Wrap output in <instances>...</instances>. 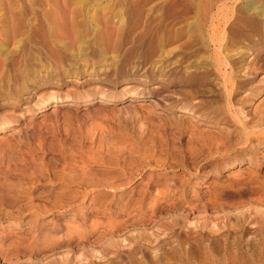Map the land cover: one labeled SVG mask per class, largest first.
Masks as SVG:
<instances>
[{"label":"rangeland","instance_id":"rangeland-1","mask_svg":"<svg viewBox=\"0 0 264 264\" xmlns=\"http://www.w3.org/2000/svg\"><path fill=\"white\" fill-rule=\"evenodd\" d=\"M33 1L0 2V264H264V0Z\"/></svg>","mask_w":264,"mask_h":264},{"label":"bare ground","instance_id":"bare-ground-1","mask_svg":"<svg viewBox=\"0 0 264 264\" xmlns=\"http://www.w3.org/2000/svg\"><path fill=\"white\" fill-rule=\"evenodd\" d=\"M33 1V0H32ZM36 1V0H35ZM42 1V0H41ZM65 1H69V0H65ZM64 1V2H65ZM75 1H77V0H75ZM82 1V0H81ZM0 2H1V0H0ZM31 2V1H30ZM36 2H38V0L36 1ZM80 2V1H79ZM33 3H34V1H33ZM76 3V2H75ZM65 4H66V2H65ZM77 4H78V2H77ZM76 4V5H77ZM28 5V4H27ZM27 5L25 6V7H27ZM33 5V4H32ZM28 6H30V5H28ZM79 6V5H78ZM37 7V6H36ZM39 7V6H38ZM30 8H32V6L30 7ZM81 9V8H80ZM83 10H84V8H82ZM258 9V8H257ZM77 10H79V9H77ZM106 10V9H105ZM256 10V9H255ZM85 11V10H84ZM104 11V10H103ZM123 11V10H122ZM258 11V10H257ZM27 13H29V11H26ZM31 12V11H30ZM80 12V11H79ZM120 12V11H119ZM17 13H20V12H17ZM16 13V11L15 10H11L9 13H8V15L10 16L9 17V20H7L6 21V24L7 25H11L10 26V28L8 29V30H6V34H4L5 36H6V40L8 41V43H9V41H11V42H13L12 41V39H14V42H15V40L17 39H15V37L17 36L18 37V35H24V34H30L31 35V33H34V34H37L38 33V31H40L41 29H42V33L44 34V36H45V38H44V40L45 41H49L50 42V46H51V44H52V42L54 43V42H56L55 40H56V36H57V34H56V36H55V32L53 31V30H51L50 28H48V26L46 25V24H43V21L40 23H38V24H36V25H30V23L29 24H26L25 22H23L24 20H26V19H23L22 21H21V19L25 16V15H27L25 12H24V16L19 20L18 19V17L17 16H19V14H17ZM109 13V12H108ZM123 13V12H122ZM258 13H259V11H258ZM73 14V13H72ZM119 14H121V13H119ZM23 14L21 13V15L20 16H22ZM86 15V14H85ZM28 16V15H27ZM82 16V15H81ZM98 16V15H97ZM120 16V15H119ZM71 18H72V16H70ZM70 18V19H71ZM81 18V17H80ZM73 19V18H72ZM71 19V21L72 22H74L75 20H72ZM76 19V18H75ZM44 20V19H43ZM89 20H90V25L91 24H96V17H89ZM17 21H19V22H17ZM70 21V20H69ZM81 21V20H80ZM80 21H78V22H80ZM74 23H76V22H74ZM70 24H72V23H70ZM72 25H74V24H72ZM78 25V24H77ZM50 26V25H49ZM76 26V25H75ZM79 26V25H78ZM83 26V25H82ZM81 26V27H82ZM96 26V25H95ZM74 27V26H73ZM86 26H84V28H85ZM93 27V26H92ZM53 28V27H52ZM89 29H91V28H89ZM75 30H76V28H75ZM27 34V35H28ZM82 35H84V34H82ZM40 37V36H39ZM43 37V36H42ZM59 37V36H58ZM84 37V36H83ZM41 38V37H40ZM214 38V37H213ZM211 39L212 41L214 40V39ZM21 39H23V38H21ZM60 39V38H59ZM58 39V40H59ZM20 40V39H19ZM18 40V41H19ZM24 40V39H23ZM78 41L76 42V40H74V43L72 44V46H77L76 45V43H78V42H82L83 41V38L80 36V38L79 39H77ZM216 40H220L221 41V39H216L215 38V41ZM37 41V40H36ZM62 41V40H61ZM60 41V42H61ZM204 41V40H203ZM217 41V42H218ZM224 41V40H223ZM2 42V41H1ZM23 42V41H22ZM22 42H21V44H22ZM44 42V41H43ZM48 42V43H49ZM222 42V41H221ZM15 43H17V42H15ZM25 43V42H24ZM215 43V42H214ZM219 43V42H218ZM7 44V43H6ZM30 44V43H29ZM216 44V43H215ZM46 45H48V44H46ZM48 45V46H49ZM220 45H221V43H220ZM223 45V44H222ZM19 46H20V44H19ZM50 46H49V48H50ZM71 46V45H70ZM4 47V46H3ZM44 47V46H43ZM52 47H54L53 45H52ZM220 47V46H219ZM2 47H0V49H1ZM221 48H222V46H221ZM5 48H2V50H4ZM55 50V49H54ZM81 51V50H80ZM52 52V51H51ZM219 52V51H218ZM9 53V52H8ZM7 53V54H8ZM81 53H82V51H81ZM226 57V56H225ZM224 57V58H225ZM220 58V57H219ZM218 58V59H219ZM227 58V57H226ZM26 59V58H25ZM217 59V60H218ZM221 59V58H220ZM224 60H226V59H224ZM222 61H223V58H222ZM227 61V60H226ZM27 62H29V61H27ZM221 62V61H220ZM219 62V63H220ZM225 61H223V62H221V63H224ZM216 63V62H215ZM226 63V62H225ZM224 63V64H225ZM30 64V63H29ZM34 64V63H33ZM223 64V65H224ZM227 64V63H226ZM224 65V66H227V65ZM31 65V64H30ZM221 65V64H220ZM223 67V66H222ZM30 68V67H29ZM33 68H35L36 69V71H39V69H38V67H33ZM224 68V67H223ZM27 69V68H26ZM25 71V70H24ZM24 74V73H23ZM38 74H40V73H38ZM15 77V76H14ZM14 89H15V91L16 90H18V89H21L24 85H25V83H24V78L22 77V73L21 74H18V75H16V79H15V83H14ZM13 89V90H14ZM4 90V89H3ZM1 91V90H0ZM55 101H57V103H58V101H60V103H61V100L62 99H60V98H55L54 99ZM54 100H53V102H54ZM100 100H102V101H105V102H111L113 99L112 98H100ZM51 101V100H50ZM49 103V102H48ZM193 120H195L196 118H192ZM196 121V120H195ZM7 127H6V125H2V126H0V131H2V130H5Z\"/></svg>","mask_w":264,"mask_h":264}]
</instances>
